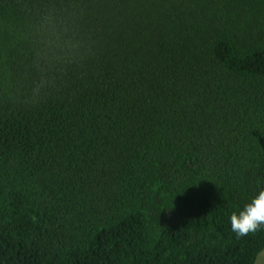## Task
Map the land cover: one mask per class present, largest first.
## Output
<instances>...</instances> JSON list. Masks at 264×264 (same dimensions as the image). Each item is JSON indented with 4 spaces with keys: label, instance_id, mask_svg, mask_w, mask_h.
I'll return each instance as SVG.
<instances>
[{
    "label": "trees",
    "instance_id": "1",
    "mask_svg": "<svg viewBox=\"0 0 264 264\" xmlns=\"http://www.w3.org/2000/svg\"><path fill=\"white\" fill-rule=\"evenodd\" d=\"M261 189L264 0H0V264H256Z\"/></svg>",
    "mask_w": 264,
    "mask_h": 264
},
{
    "label": "clouds",
    "instance_id": "2",
    "mask_svg": "<svg viewBox=\"0 0 264 264\" xmlns=\"http://www.w3.org/2000/svg\"><path fill=\"white\" fill-rule=\"evenodd\" d=\"M231 230L243 237L264 229V189L230 216Z\"/></svg>",
    "mask_w": 264,
    "mask_h": 264
},
{
    "label": "rangeland",
    "instance_id": "3",
    "mask_svg": "<svg viewBox=\"0 0 264 264\" xmlns=\"http://www.w3.org/2000/svg\"><path fill=\"white\" fill-rule=\"evenodd\" d=\"M256 264H264V250L259 254Z\"/></svg>",
    "mask_w": 264,
    "mask_h": 264
},
{
    "label": "bare ground",
    "instance_id": "4",
    "mask_svg": "<svg viewBox=\"0 0 264 264\" xmlns=\"http://www.w3.org/2000/svg\"><path fill=\"white\" fill-rule=\"evenodd\" d=\"M201 100V99H200Z\"/></svg>",
    "mask_w": 264,
    "mask_h": 264
}]
</instances>
